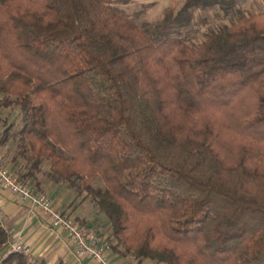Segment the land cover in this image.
<instances>
[{"label": "trees", "instance_id": "obj_1", "mask_svg": "<svg viewBox=\"0 0 264 264\" xmlns=\"http://www.w3.org/2000/svg\"><path fill=\"white\" fill-rule=\"evenodd\" d=\"M131 1L0 0L9 169L90 197L113 252L138 263L264 264V10L185 0L138 24ZM213 7L224 21L189 43Z\"/></svg>", "mask_w": 264, "mask_h": 264}, {"label": "crops", "instance_id": "obj_2", "mask_svg": "<svg viewBox=\"0 0 264 264\" xmlns=\"http://www.w3.org/2000/svg\"><path fill=\"white\" fill-rule=\"evenodd\" d=\"M6 110L7 118L0 121V135L6 124L13 123V119L10 120L11 116L8 114L11 113L10 108ZM16 152L17 142L14 140L0 145V156L5 164L13 171H21V159L14 158ZM42 192L49 197L55 208L72 216L82 226L99 229L109 237L110 223L102 213L96 210L90 197L77 196L67 184H52L48 181L42 182ZM0 212L3 215L0 227L7 234L8 240L9 233L13 232L30 248L31 259H27L29 264L40 261H45L47 264H98L92 258L77 254L75 245L66 232L52 227L50 215L46 211L40 207L31 208L29 203L20 202L9 189L2 187L1 184ZM5 248L6 246L4 252L7 255ZM109 253L119 264H149L148 259L138 263L131 255H117L112 248Z\"/></svg>", "mask_w": 264, "mask_h": 264}, {"label": "built area", "instance_id": "obj_3", "mask_svg": "<svg viewBox=\"0 0 264 264\" xmlns=\"http://www.w3.org/2000/svg\"><path fill=\"white\" fill-rule=\"evenodd\" d=\"M0 184L9 189L22 203H29L31 208L40 207L50 215L51 224L54 228L62 229L75 245L77 254L89 257L98 264H119L110 255L111 244L107 235L93 227H84L71 216L64 214L55 208L49 197L33 189L28 184L22 183L17 175L12 172L0 156ZM0 212V219L2 218ZM10 239L6 243L7 254L18 253L25 257L31 256L30 248L23 243L15 233H9Z\"/></svg>", "mask_w": 264, "mask_h": 264}, {"label": "rangeland", "instance_id": "obj_4", "mask_svg": "<svg viewBox=\"0 0 264 264\" xmlns=\"http://www.w3.org/2000/svg\"><path fill=\"white\" fill-rule=\"evenodd\" d=\"M184 1L185 0H132L127 5H120L119 7L121 8V10L123 11L124 15L127 18L134 20L138 24L142 22L155 23L157 20L161 18L165 9L172 8L176 10L183 4ZM237 5L244 15H248L250 13L260 12L264 10V0H237ZM195 13L197 15V22L189 30L188 39H187L188 42L192 44H198L201 41L203 37L202 36L203 32H205L209 26H215L218 23L224 21L223 13L217 7L207 9L203 12L197 9L195 10ZM199 14H201L204 17L205 23L200 22ZM2 97L3 94L0 93V99ZM8 108H10L11 110V113H8L10 114L9 116H11L10 120L13 119V123H15L18 119V114H17L18 109L17 107H12V106L5 107L0 105V121H3V119L7 118L6 109ZM94 184L101 185L99 180H96ZM81 195L85 196L84 193ZM5 246L6 244L4 245L0 244V264H2L1 260L6 255L4 252ZM25 258L26 260L31 259L30 257H25ZM149 264H158V263L149 260Z\"/></svg>", "mask_w": 264, "mask_h": 264}]
</instances>
